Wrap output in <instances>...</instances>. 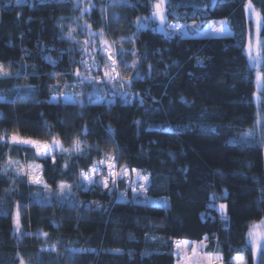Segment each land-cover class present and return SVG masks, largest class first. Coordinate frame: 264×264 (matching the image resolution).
<instances>
[{"label":"trees","instance_id":"trees-1","mask_svg":"<svg viewBox=\"0 0 264 264\" xmlns=\"http://www.w3.org/2000/svg\"><path fill=\"white\" fill-rule=\"evenodd\" d=\"M155 2L0 0V63L11 65L10 76L0 78V134L55 136L64 148L78 138L84 153L57 152L55 165L35 158L52 189L61 181L72 185L71 202H41L26 176L0 174V264H20L21 257L25 264H176L174 241L205 237L225 264H235L237 255L245 264H264L254 260L247 239L249 226L264 219V140L257 127L264 88L258 90L245 52L249 0H168L167 24L204 29L225 20L233 31L228 38L162 31L150 18ZM251 3L263 20L264 73V0ZM138 19L149 22L138 27ZM86 25L97 38L103 29L118 47V70L132 78L124 87L129 98L108 84L102 102L87 100L91 86L83 87L80 104L51 101L79 83ZM122 49L125 63L137 61L134 68L119 62ZM111 93L116 99L107 102ZM254 128L252 137L243 136ZM6 153L20 162L34 158L31 149L9 153L0 146V169ZM106 153L149 178L146 200L80 184V170ZM18 202L20 235L13 228Z\"/></svg>","mask_w":264,"mask_h":264},{"label":"snow or ice","instance_id":"snow-or-ice-1","mask_svg":"<svg viewBox=\"0 0 264 264\" xmlns=\"http://www.w3.org/2000/svg\"><path fill=\"white\" fill-rule=\"evenodd\" d=\"M114 2H119V0H114ZM16 4H20L21 0H15ZM166 4H168V0H156L154 4H152V14L151 19H155L159 21L158 27L160 30H168L171 34L172 32H179L182 27L179 25H169L167 24V15H166ZM91 7H94L92 5ZM170 7V4H169ZM246 11H249L251 15H253L256 18V43L253 44L251 35L249 36V41L247 45V54L250 63L256 68V85L258 90L261 88H264V73L260 70V57H261V13L256 11L253 8V5L251 3V0H249V3L246 5ZM146 22V21H145ZM224 22H221L220 26H217L215 23H213L211 27V31L213 32H221L222 31V24ZM137 26L140 27V20H137ZM88 29V33L90 37L96 36V33H93L91 31V25H86ZM195 27V25H193ZM76 29L72 28L67 33V37L69 40L74 39L73 32H75ZM99 40H100V47L98 49V52L102 59H105L104 63V81L108 84H111L113 88L119 86L120 88L125 87V82L127 84L132 83L131 77H122L120 71L118 70V61L115 56V42L109 43L105 37H104V30L102 29L99 34ZM89 49H96V41L95 40H85L83 41V53L85 55H88L93 65L98 66V60L95 52H90ZM253 52H255V55H253ZM124 50H121V60L120 63H124V68L127 70L130 67L134 68L136 66V60L134 59L132 61L131 65H128L123 61V55ZM133 56L136 55L135 52L132 53ZM83 64L85 70L89 72L88 76H82L79 68L75 71V76L79 79V82L82 84L86 80L89 84H101L100 77L91 75V67L87 60L81 61ZM11 65H5L3 63H0V78L8 77L10 76V69ZM19 75V73L17 74ZM104 89L101 88L100 91H103ZM79 95V94H77ZM65 99L70 100L71 96L65 97ZM257 102H260V97H257ZM257 127L261 129L262 133V140H264V117H259L257 120ZM87 131V130H85ZM255 128L251 129L247 132L243 133L244 137H252L254 135ZM0 146L4 148L9 149V153L13 150H20L24 151L26 149H34V158L32 161H26L25 163H21L19 160H14L12 156L8 153L5 155V166L3 169H0V174L7 175L9 171L11 170L14 172V174L17 177L26 176L28 179V182L33 185L42 186V188L48 192L49 194L52 193L51 185L44 179V166L41 163H37L35 158H39L45 162L47 160H51L52 164H56V155L55 153L59 152L61 154H68L69 157L72 155H76L77 157L83 156L84 153L82 151V143L77 138L74 139L72 142L71 148H64L62 141L58 138L53 136L50 141L45 140H37L33 139L31 137H22L18 132H13L11 134H0ZM117 159L118 157L114 153H106L103 158L98 159L93 163V165L88 168L87 171L81 169L80 170V177L82 181L87 182V187L91 188L94 185H102L104 189L110 190V184L115 187L117 185V181L119 179L127 178L129 175V169L127 166H123L118 168L117 165ZM68 167V161H65L64 168ZM132 172L136 173L137 176H139V173L132 169ZM105 172L107 173L105 175ZM96 177H99V179H96ZM140 179L144 182H147L148 177L142 176ZM79 188L80 185H77ZM57 195L61 197L63 200H67L71 202L70 197L67 196L66 190L68 192L71 191L72 185L67 184L63 181H61L58 186ZM146 190V183H141L139 185V191L144 192ZM133 193L137 192V187L134 185L132 187ZM41 202H46L42 199ZM20 204L17 203V208L15 212V225H16V231L19 232L20 230ZM221 212L225 210V205L221 204L220 206ZM43 235H47V233H44ZM247 239L250 242L252 246V253L254 260L256 258L264 259V219H261L259 222H253L249 226V231L247 233ZM208 240V237H205L204 241H201L199 245H193L191 248L192 256H187L185 254L184 257H182L183 264H204L206 261L207 264H215L216 261L223 260V257L216 253L215 255L212 254H203V249L207 246L206 241ZM187 248L188 245L185 243L183 246L181 244H177L176 248L179 250L181 248ZM73 251H83V250H73ZM179 254V253H178ZM233 261L235 264H245L244 257L237 255L233 257ZM20 264H25L23 258H20Z\"/></svg>","mask_w":264,"mask_h":264},{"label":"rangeland","instance_id":"rangeland-1","mask_svg":"<svg viewBox=\"0 0 264 264\" xmlns=\"http://www.w3.org/2000/svg\"><path fill=\"white\" fill-rule=\"evenodd\" d=\"M253 8L257 11V9L254 7V5H253ZM246 12H247V16H248L247 18L249 19V22H250L249 27H248V37H247V43H246V48H245V52H246V55L248 57L246 49H247V45H248V41H249V36L250 35H251L253 44L255 45V43H256V18L253 15H251L249 11H246ZM155 21H156L157 24H159L158 20H155ZM140 22L145 25V24H147V22H149V20L148 19H142ZM221 22H224L222 24V31L221 32H213V31H211V27L210 26L213 23H215L217 26H220ZM169 25L184 26V27L181 28V30L179 32H173V35H182V36L187 37V38H195V37H198V38L199 37H201V38H208V37L228 38V37H233V31H232L231 27L229 26L228 22L225 21V20L213 21L208 26H206L204 29L198 28L195 23H191V24L172 23V24H169ZM193 25H195V27H193ZM261 25L263 27V20L262 19H261ZM261 30H262V28H261ZM260 39H261V36H260ZM80 40H81V43H83V41H85V40H95L96 41V49L95 50L89 49V51L90 52H95V54L97 56V60L99 62L98 66L92 64V60H91V58L88 55H85L83 53L82 57H83V60H87L88 61L89 65L91 67V75H93V76H97L98 75L100 77V80H101L102 83L93 85V84H89L85 80L84 83H82V84L80 82L78 84H74L73 87L71 86V88L67 89V91L64 94H62V95H60V94L54 95L52 97V99H51V101L54 102V103H60V102L61 103H78V104L82 103L81 99L85 98V95L82 92V89H83L84 86H91V90H90V93L88 94L87 100H95L97 102H102L106 98V96L101 95V91H100L101 87H103L104 85H108V83L104 81V76H103L105 59H102L100 54H99V52H98V49L100 47V40L96 36L90 37L89 34H88V37L81 38ZM106 40L109 43H112L110 40H108V39H106ZM114 47H115V56H116V59H118L119 50H118V47L115 44H114ZM261 52H262V43H261ZM253 55H255V52H253ZM260 60H261V62H260V65H261V63H262V55L260 57ZM82 66H83V64H82ZM81 73L83 74V76H88L89 75V72H87L85 70L84 66H83V71H81ZM109 85H111V84H109ZM115 88L119 89L120 87L117 86ZM262 89L263 88L259 89V91H262ZM121 93H122V96L124 98H129V96H128L129 94L126 92L125 88H123ZM77 94H79V95H77ZM67 96H71V99L70 100L65 99V97H67ZM0 99L4 100L3 98H0ZM115 99H116V94L111 93V98L107 99V100H109L107 102H112ZM31 150L35 151L34 149H31ZM21 163H25V162H21ZM118 168H120V167L118 166ZM138 173H139V176H137L136 173L132 172L129 169L128 177L124 178V179H119L117 181V185L115 187H113L110 184V190L109 189H104L102 185H94V186H101L102 189L109 190V191H112V192H113V190H116V193H118V197L121 200L122 199H127L129 197L130 198H134V199H138V200H146V198H147V196H146L147 190H148V187L150 185L149 178H148L147 182H144V181H142L140 179V177L145 176V175H143L141 172H138ZM106 174L107 173L105 172V175ZM96 179H99V177H96ZM121 183H123V188H121ZM141 183H146V190L144 192H140L139 191V185ZM80 184L84 185L86 190L90 189V188L87 187V182L82 181L81 177H80ZM31 185H33V184H31ZM134 185L137 187V192H135V193H133V191H132V187ZM33 186H36V187L39 188V191H38L37 195L35 193V197H37V199L39 201H42V199H43L44 201H46L48 203H52L53 199H55V198H57L60 202H66L67 201V200H63L61 197H59L57 195L58 188L56 190L52 189V193L49 194L48 192H46L42 188V186H37V185H33ZM65 194L71 198L72 189H71L70 192H68L66 190ZM152 202L159 204V202L157 200L156 201H152ZM0 209H1V206H0ZM15 212H16V210L13 213L14 233L17 234V235H20L21 229H22L21 218H20V230H19V232H17L16 231V225H15V219H14ZM225 212H226V208H225V210L223 212H221L220 207H219V213L225 214ZM20 213H21V211H20ZM178 243L181 244L182 246L186 243L188 245V247L187 248H183L182 247L181 249L178 250L176 248V245ZM200 243L201 242H195V241H190V240H176V241H174V255H175V258H176V264H183L182 257H184L185 254H187V256H189V257L192 256V252H191L192 246L193 245H199ZM206 245L207 246L203 249V252L201 253V255H203V254L215 255L216 252L212 251L210 249V243L208 241H206ZM204 264H207V262L205 261ZM215 264H225V263L222 260V262L221 261H216Z\"/></svg>","mask_w":264,"mask_h":264}]
</instances>
